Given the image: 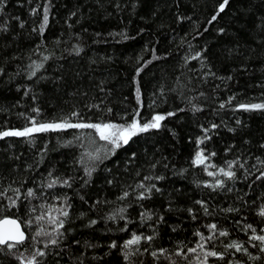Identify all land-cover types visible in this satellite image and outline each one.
Instances as JSON below:
<instances>
[{
	"label": "trees",
	"instance_id": "1",
	"mask_svg": "<svg viewBox=\"0 0 264 264\" xmlns=\"http://www.w3.org/2000/svg\"><path fill=\"white\" fill-rule=\"evenodd\" d=\"M5 218L0 264H264V0H0Z\"/></svg>",
	"mask_w": 264,
	"mask_h": 264
},
{
	"label": "water",
	"instance_id": "2",
	"mask_svg": "<svg viewBox=\"0 0 264 264\" xmlns=\"http://www.w3.org/2000/svg\"><path fill=\"white\" fill-rule=\"evenodd\" d=\"M26 237V232L18 220L5 218L0 221V245L21 244Z\"/></svg>",
	"mask_w": 264,
	"mask_h": 264
},
{
	"label": "rangeland",
	"instance_id": "3",
	"mask_svg": "<svg viewBox=\"0 0 264 264\" xmlns=\"http://www.w3.org/2000/svg\"><path fill=\"white\" fill-rule=\"evenodd\" d=\"M196 162L199 165L206 164V158L202 156L201 152H199ZM11 258L18 264H35V258L31 254L21 250L11 252Z\"/></svg>",
	"mask_w": 264,
	"mask_h": 264
}]
</instances>
